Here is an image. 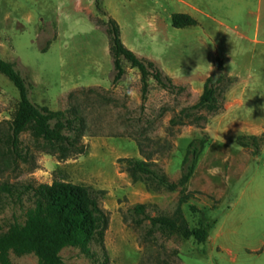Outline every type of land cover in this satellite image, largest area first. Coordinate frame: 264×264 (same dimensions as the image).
<instances>
[{
    "label": "rangeland",
    "instance_id": "obj_1",
    "mask_svg": "<svg viewBox=\"0 0 264 264\" xmlns=\"http://www.w3.org/2000/svg\"><path fill=\"white\" fill-rule=\"evenodd\" d=\"M105 2L107 14L123 27L126 45L165 72L172 67L180 88L166 90L150 78L142 98L140 72L126 61L123 77L114 82L107 16L95 3L87 13L76 11L73 0H0V56L26 78L34 103L78 113L85 124L78 148L64 159L58 145L35 137L31 128L14 146L11 122L19 93L0 72V232L26 220L34 205L28 185L63 180L90 187L108 216L103 245L67 246L63 264H264V158L241 145L239 137L247 134L230 124L236 78L224 73L222 60L239 53L245 74L261 72L264 45L251 39L264 40V0L200 4L205 10L199 22L182 28L165 11L148 23L150 3L163 10L172 0ZM234 9L238 13H229ZM208 77L220 108L192 109ZM260 91L249 89L248 98L259 99ZM194 148L201 150L193 174L184 186L169 189L160 178L177 181ZM122 157L147 161L154 173L134 181L118 162ZM182 190L189 227H210L202 243L151 222L176 215ZM138 204L145 205L143 212L134 209ZM10 258L13 264H39L32 252L11 251Z\"/></svg>",
    "mask_w": 264,
    "mask_h": 264
},
{
    "label": "trees",
    "instance_id": "obj_2",
    "mask_svg": "<svg viewBox=\"0 0 264 264\" xmlns=\"http://www.w3.org/2000/svg\"><path fill=\"white\" fill-rule=\"evenodd\" d=\"M96 8L107 16L105 32L109 37V50L112 58L114 76L113 81H119L125 68L123 61L132 68L138 69L142 81V98L148 92L149 79L153 78L166 90L180 88L173 83L169 76L154 60L139 56L128 48L121 38V28L118 21L107 14L102 0H95ZM172 25L177 28L196 25L197 19L188 13H173ZM0 72L6 75L15 85L19 93L17 110L11 122L12 142L17 146L19 135L27 128H31L37 138H42L51 145H58L59 158L69 156L70 151L76 150L81 137L84 135V119L78 113L70 115L63 111H55L46 106H39L30 98L29 86L26 78L16 69L15 64L0 56ZM212 77H208L199 101L192 109L205 108L214 112L220 108L217 101V89L211 84ZM180 90V89H178ZM187 110V109H184ZM174 122V119H171ZM67 132V133H65ZM240 144L252 146L256 154L264 141V133L259 135H242ZM200 148H194L191 153L193 161L181 174L177 181H170L165 175L160 181L169 189L184 186L195 167V159ZM150 159V155L146 156ZM118 162L124 164V170L131 174L133 180L138 175H152L154 173L149 162L134 157H122ZM34 196V205L29 208L27 218L23 223L16 222L6 231L0 232V264H13L10 252L34 253L39 264H63L61 251L67 246L87 248L95 241L103 245L105 230L108 226V216L99 206L95 192L88 186L63 180L52 183L28 185ZM179 197V205L174 217H151L153 225L173 231L185 239L194 238L197 242H204L209 235V226L191 228L181 209V205L188 200V195ZM1 203V193H0ZM196 209L195 206H191ZM143 212L144 204L134 207ZM107 260V257H105Z\"/></svg>",
    "mask_w": 264,
    "mask_h": 264
},
{
    "label": "crops",
    "instance_id": "obj_3",
    "mask_svg": "<svg viewBox=\"0 0 264 264\" xmlns=\"http://www.w3.org/2000/svg\"><path fill=\"white\" fill-rule=\"evenodd\" d=\"M238 1L242 3L246 2V0H238ZM94 3L95 0H73V6L76 11H86L87 13H92L94 9ZM150 4H151L150 6L151 12L147 17L149 24H151L152 23L151 21L155 19L156 17L155 15L161 14L163 11L167 12L170 15V17L172 13H188L192 15L194 18H196L197 21L199 22L200 17L198 15L200 13H204L205 10L201 5L208 6L209 4H212V0H172V2L165 3V5H163L164 7L163 10L157 8L156 2ZM102 5L106 6L105 0H103ZM169 8H171L172 10L170 11ZM223 8L227 9L226 6H223ZM106 9L108 8L106 7ZM238 11L239 9H234V11L230 10L229 13H238ZM219 23L225 24L223 21H219ZM120 28H121V38L122 41L124 42L123 39L124 30L122 25H120ZM234 29L238 31L239 29H241L240 25L238 23H235ZM257 29H255L256 35L258 31ZM238 33L241 38H245L248 40L250 39L244 32H238ZM251 41L254 43H259L264 45V40H259L257 37L251 39ZM124 44L126 45L125 42ZM135 53L138 54L137 52ZM226 55H227L226 58L222 59L225 65L223 71L228 76L236 78V82L234 86L231 87L229 94L230 101L228 106V113L230 114L231 117L230 124L234 122L235 127L238 130L237 132L239 133H244L247 135H258L264 133V49L261 52V57H260V63L262 69L261 72L256 77H253L250 72H248L247 74L243 72L244 69L240 64L241 62L239 58L240 57L239 53H236L234 56L231 55L230 53H227ZM166 69H167L166 73L169 76H171L173 79L175 77V75L171 72L173 68L167 67ZM251 88L261 89L259 99L248 98L249 89ZM258 100H259V104L257 103ZM251 105H254L255 107L252 108ZM254 156H257V158L259 159L264 158V141L260 146L259 153ZM236 259L237 256L234 257L233 260L236 261ZM254 264H262V262L261 263L255 262Z\"/></svg>",
    "mask_w": 264,
    "mask_h": 264
}]
</instances>
